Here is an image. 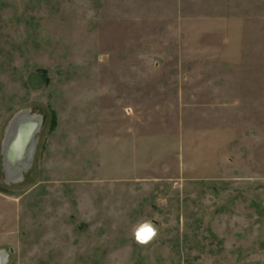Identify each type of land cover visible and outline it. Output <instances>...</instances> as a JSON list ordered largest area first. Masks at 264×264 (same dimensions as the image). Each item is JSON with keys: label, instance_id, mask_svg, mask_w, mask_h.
<instances>
[{"label": "rangeland", "instance_id": "374dc122", "mask_svg": "<svg viewBox=\"0 0 264 264\" xmlns=\"http://www.w3.org/2000/svg\"><path fill=\"white\" fill-rule=\"evenodd\" d=\"M0 260L264 264V0H0Z\"/></svg>", "mask_w": 264, "mask_h": 264}, {"label": "bare ground", "instance_id": "6f19581e", "mask_svg": "<svg viewBox=\"0 0 264 264\" xmlns=\"http://www.w3.org/2000/svg\"><path fill=\"white\" fill-rule=\"evenodd\" d=\"M21 113V115H20ZM17 113L14 118L12 119L15 121L16 125H13L10 128V131L8 132L7 135V140H6V147H10V152L7 151L6 147L4 145L2 146L3 152L6 151V159L5 162L7 163L6 165V173L8 178L13 179L14 181L20 179V172L19 170L26 165L27 161L30 159L29 158V147L28 149L25 150L24 154L17 156L16 157V151H15V156L13 157L11 154L14 153L15 149V144L16 141H18L19 138H25L28 143L31 145V133L36 129L38 121L35 120L30 114H25L23 111ZM9 126L7 125V128ZM6 128V129H7ZM20 141V140H19ZM30 141V142H29ZM27 144V142H26ZM24 142V145H26ZM17 150V148L15 149ZM31 154V153H30ZM3 261V260H2ZM0 260V264L2 263Z\"/></svg>", "mask_w": 264, "mask_h": 264}, {"label": "water", "instance_id": "95a60500", "mask_svg": "<svg viewBox=\"0 0 264 264\" xmlns=\"http://www.w3.org/2000/svg\"><path fill=\"white\" fill-rule=\"evenodd\" d=\"M25 114H29L28 113V111H26V110H22ZM22 111H20V112H22ZM20 112H18V113H20ZM17 114V113H16ZM15 114V115H16ZM14 115V116H15ZM20 115H21V113H20ZM14 116L11 118V120L9 121V123H8V128L6 129V131H5V135H4V138H3V144H2V146L4 145V147H6V140H7V135H8V132L10 131V128L13 126V125H16L15 123V121H13L12 119L14 118ZM30 116H32L35 120H37L38 121V123H37V127H36V129L31 133V137H30V140L32 141L31 142V145H30V143H28V141L25 139V138H19L18 139V141H16V146H15V149L17 148V150H12V151H14V153H12L11 155L14 157L15 156V151H16V157L17 156H20V155H22V154H24V152H25V150H27L28 149V146H30L29 147V160L27 161V163H26V165L25 166H23L20 170H19V172H20V178H21V176H22V172L24 171V170H26L29 166H30V161H31V159H32V156H33V153H34V148H35V144H36V140H35V134L38 132V130H39V127H40V124H41V119H39V117L38 116H34V115H30ZM20 140V141H19ZM24 142H25V144H26V142H27V144L26 145H24ZM30 142V141H29ZM6 149H7V151L8 152H10V147L9 146H7L6 147ZM31 153V154H30ZM2 155H3V162H4V167H5V170H6V165H7V163L5 162V159H6V157H7V155H6V151H4L3 152V150H2ZM7 174V173H6Z\"/></svg>", "mask_w": 264, "mask_h": 264}, {"label": "clouds", "instance_id": "9594fccd", "mask_svg": "<svg viewBox=\"0 0 264 264\" xmlns=\"http://www.w3.org/2000/svg\"><path fill=\"white\" fill-rule=\"evenodd\" d=\"M157 235V227L148 219L137 222L131 229V238L141 246H146L151 243Z\"/></svg>", "mask_w": 264, "mask_h": 264}, {"label": "trees", "instance_id": "16d2710c", "mask_svg": "<svg viewBox=\"0 0 264 264\" xmlns=\"http://www.w3.org/2000/svg\"><path fill=\"white\" fill-rule=\"evenodd\" d=\"M55 122H56V120H55V115H52V116H51V123H52V126H55Z\"/></svg>", "mask_w": 264, "mask_h": 264}]
</instances>
